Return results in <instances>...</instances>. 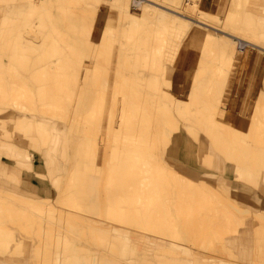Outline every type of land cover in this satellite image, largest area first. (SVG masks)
Here are the masks:
<instances>
[{
  "label": "rangeland",
  "instance_id": "obj_1",
  "mask_svg": "<svg viewBox=\"0 0 264 264\" xmlns=\"http://www.w3.org/2000/svg\"><path fill=\"white\" fill-rule=\"evenodd\" d=\"M33 6L35 17L14 18ZM156 32L164 33L163 45L179 51L166 50L163 70L147 58L156 56ZM252 48L264 55V0H122L117 8L105 0H0V89L34 95L17 104L19 112L14 102L0 99V229L12 238L10 245L0 244V264H56L57 257L72 264L74 253L76 264H264V56ZM156 91L166 94L158 100L175 119L186 114L185 134L174 135L181 143L175 148L173 138L160 145L156 163L142 168L159 182L153 216L145 220L160 221L159 234L107 215L113 187L125 195L120 183L131 168L111 179L114 170L106 167L114 141L126 142L119 106L134 103L131 95L155 97L144 101L153 106ZM51 109H58V119ZM21 115L45 118L60 135L57 149L51 141L42 148L33 129L27 141L15 124ZM153 118L158 129L168 119ZM80 124L85 130L78 132ZM81 142L94 151L88 167L96 150L99 169L69 168L82 157ZM52 152L60 163L53 171L43 163Z\"/></svg>",
  "mask_w": 264,
  "mask_h": 264
},
{
  "label": "bare ground",
  "instance_id": "obj_2",
  "mask_svg": "<svg viewBox=\"0 0 264 264\" xmlns=\"http://www.w3.org/2000/svg\"><path fill=\"white\" fill-rule=\"evenodd\" d=\"M6 1V0H5ZM13 2V1H15V0H7V2L9 3V2ZM105 1H108V2H110V6L111 7H115V8H117L118 7V5H120V2L122 1V0H105ZM35 2V1H34ZM33 5H34V3H33ZM36 10V7L35 6H33V7H29V9H28V11H27V14L26 13H24V10H22V11H18L16 14H14L13 16H14V18L15 19H20L21 21H23V20H25V19H27V17L28 18H31V14H33V17H35V13L34 12H36L35 11ZM157 14L159 15V16H161L162 18H164V19H170V20H177V19H172L167 13H165V12H162V11H158L157 10ZM165 32H166V29H165ZM164 33L163 32H156V36H158V37H156V43H157V45H156V49L155 50H153V49H151V51H156V56L155 55H151L150 57H147V58H150V59H152V66H153V68L154 67H159V69L161 68V70H163L164 68H163V66H162V64L163 63H161V61H162V59H160L165 53L167 54V52H166V50L168 49V50H170V49H172L171 50V53L174 55V53H176L177 51H178V48H171L169 45H167V46H165V45H163V43H164V39L163 38H161L160 36H162ZM205 37H207V38H212L214 35H211L210 33H206L205 35H204ZM211 36V37H210ZM249 47H251V46H249ZM255 47V46H254ZM251 53H253L254 55H256V56H258V57H260V56H262L263 55V53L261 52V51H259V50H256L255 48H252L251 50ZM179 52V51H178ZM171 53L170 54H168L167 56H172L171 55ZM165 56V55H164ZM264 56V55H263ZM173 57V56H172ZM169 58V57H168ZM156 59H158V61H159V59H160V61L158 62ZM167 59V58H166ZM164 61V60H163ZM161 66V67H160ZM156 67V68H157ZM166 73H168V72H165V74ZM167 75V74H166ZM168 77H170V75H169V73H168V75H167ZM3 78V77H2ZM40 81V80H39ZM1 83H3L2 82V79H1V81H0ZM7 82H13L14 83V81H9V79H8V81ZM6 83V82H5ZM5 83H4V85H5ZM11 85H14V84H11ZM3 86V85H2ZM1 87V86H0ZM8 87V89H6L5 88V86H4V88H1L0 89V99H1V101H4V102H7V101H12V102H14L15 103V105H20V103L22 102V101H25V100H23V99H25V97H28L29 98V100L30 99H34V95L32 96V94L31 93H29V94H27V92L29 91V90H24V89H22V91H19V90H21L20 88H10L9 89V86H7ZM39 88V87H38ZM41 88V87H40ZM132 89V88H131ZM41 89H39V91H40ZM61 90V89H60ZM136 90V89H135ZM31 91V90H30ZM36 91H38V89L36 90ZM38 91V92H39ZM47 91V90H46ZM62 91V90H61ZM128 91V90H127ZM12 92V94H11V96H10V93ZM41 92H42V90L40 91V94H38L39 95V97H42L41 95ZM157 92V94H156V105H155V103H153L154 105L153 106H148L147 104H145L144 103V101L145 100H155V97H151V96H133V95H131L128 99L129 100H133V102H134V100H135V98H136V100H135V102L134 103H125V102H122V104H120V106L119 107H121V112L120 111H118L119 112V114H121V116L119 117L120 118V120H122V123H120V124H122V125H120L123 129H124V133H123V135L124 134H126L125 136H123V140H126V142L124 143L125 145H123V146H121V145H119L120 143L118 142V140L117 139H115V140H117V142L119 143H117V142H115L114 140V143H116V145H115V148H113V151H112V155H111V158L109 159V161L107 160V165H106V167L107 168H111V169H113L114 171H112V172H110L109 174H110V176L112 175V176H114L115 178H116V175H119L121 172H123V171H121V172H119L123 167H131L130 168V170L128 171V174H126V173H123L122 175L123 176H125V175H127L128 176V178L124 181V179H123V177H122V181H121V183H120V187H124V192H125V195L124 196H122V194L121 193H119L120 191H117V189L119 188V186L117 185V186H114L113 187V190L114 191H112V192H115L113 195H115V197L113 198V202H112V200L111 199H109V204H107L108 205V207H107V215H108V219H114V222H123L124 221V219L126 218V220L129 222H125V223H128V225H126L127 227H131V226H129V224H131V223H134V224H136L137 226H143L144 225V227H146V226H149L150 227V231H152L153 233H158L159 234V232H158V223L160 222H154V223H152V224H147V222L145 221L146 219H147V217H149V215H151V216H153V211L151 210V208L154 206V207H156V203H157V201H158V196H159V192L157 191V188H158V180H156L155 181V177L154 176H151V175H149V173H148V171L147 170H145L144 172L145 173H142L143 172V164H147V165H149V163L148 162H150V164L152 163V164H154V163H156V149L158 148V147H160V145L162 146L163 145V148H165V146L166 145H168L170 142H171V140L174 138V143H173V146H175V148L177 147V145H179L180 143H181V139L179 138V137H177V136H174L176 133H179V132H184V134H185V131H186V127L183 125V123H184V121H183V118L182 117H184L186 114H184V112H180V114H179V116H180V118H178V119H175V115H174V113H173V111H172V109H168V107H166V106H164V105H161L160 104V102H159V94H162L161 92H159V91H156ZM44 93V92H43ZM110 94H111V92H110ZM134 94V93H133ZM216 94L217 93H214L212 96V98H214V99H212L215 103H217L218 102V99H216ZM27 95V96H26ZM114 95V94H113ZM162 95H165L166 96V94H162ZM59 96H62V95H59ZM116 96V95H115ZM164 96V97H165ZM35 97H36V94H35ZM118 97V96H117ZM195 97L197 98V94L195 95ZM14 98V99H13ZM46 98V97H45ZM44 98V99H45ZM49 98V97H48ZM53 98V97H52ZM52 98H49V102H51L50 100L52 99ZM61 98H63V97H61ZM69 98H70V96H69ZM116 98V97H115ZM170 98V100L169 101H171V104L172 105H174L173 103H172V100H173V98H171V97H169ZM13 99V100H12ZM41 99V98H40ZM43 99V100H44ZM47 99V98H46ZM60 99V98H59ZM113 99V98H112ZM127 99V98H126ZM127 99V101H129ZM28 100V99H27ZM28 100V101H29ZM139 100V101H138ZM141 100V101H140ZM21 101V102H20ZM36 101V100H35ZM45 101V100H44ZM43 101V102H44ZM48 101V100H47ZM46 101V103H49V102H47ZM113 101H114V99H113ZM54 102V101H53ZM115 103V102H114ZM124 103V104H123ZM13 104V103H12ZM24 105H25V103H23ZM28 104V103H27ZM44 104H45V102H44ZM43 103H42V105H44ZM50 105H52V104H54V106L56 105V103H49ZM109 104V103H108ZM16 106V107H14V109H15V111H20V110H18V107L19 106ZM68 105V104H67ZM79 105H81V104H79ZM79 105H78V107H79ZM110 105V104H109ZM115 105V104H114ZM7 107H9L10 105L8 104V105H6ZM26 106V105H25ZM75 106H77V104L75 105ZM81 106H83V105H81ZM89 106V105H88ZM6 107V109H8ZM11 108H12V106H10ZM20 107H22V106H20ZM27 107V106H26ZM45 107V106H44ZM52 107V106H51ZM64 107H65V105H64ZM77 107V108H78ZM93 107H95V106H93ZM27 108H32L33 110H34V112L36 113V110H35V108L31 105V104H29L28 105V107ZM50 108V107H49ZM48 108V109H49ZM62 108V107H61ZM60 108V109H61ZM76 108V107H75ZM92 108V107H91ZM111 108H114V107H112L111 106ZM22 109H26V108H24V107H22ZM82 109V108H81ZM94 109V111H95V108H93ZM119 109V108H118ZM11 110V109H10ZM53 109H51V111H52ZM77 110V112L79 113V110L78 109H76ZM120 110V109H119ZM214 110V109H213ZM54 112L52 113L53 115H54V119L55 118H59L58 116H59V114H57L58 116L56 117V115L54 114V113H60V112H58V109H55V110H53ZM81 111V110H80ZM90 111H92V110H90ZM94 111H92V112H94ZM110 111H114L113 109H111ZM214 111H216V110H214ZM39 112V111H38ZM46 112V111H45ZM77 112H76V114H77ZM82 112V111H81ZM80 112V113H81ZM63 113V112H62ZM98 113V112H97ZM65 114V113H64ZM85 114H86V112H85ZM84 113H83V115H85ZM88 114V113H87ZM155 114H157V116L159 117V120L160 121H162V117H166V118H168V119H165V120H168L167 122L165 121V123H164V121L163 122H161L162 124H164V125H161V128H157L158 126V122H157V124H156V121L154 120L155 118H153L154 116H155ZM27 115V114H26ZM49 115V114H48ZM51 115V114H50ZM66 115V114H65ZM83 115L81 116V117H83ZM92 113H91V117H92ZM114 115V114H113ZM160 115V116H159ZM88 117H89V115H87ZM100 116V115H99ZM99 116H98V118H99ZM108 116V115H107ZM115 116V115H114ZM25 117V118H24ZM67 117H68V115H67ZM77 117V116H76ZM76 117H74V118H76ZM79 117V116H78ZM77 117V119H76V122L77 121H79V118ZM86 117V116H85ZM118 117V116H117ZM34 118V117H33ZM32 117H26L25 115H21L20 116V118L17 120V121H15L16 123L15 124H17L18 126H19V131L22 133V134H24V135H26V137H27V141H29V142H31V140L33 139L32 137H31V130L33 129V132L37 135V136H35L34 135V137L37 139V141H38V143H40V144H42L41 146H42V148H45L46 149V147L47 146H49V144H48V141H51V143H54L55 142V144H56V148H54L53 149V151L55 150V149H57V147L59 146V144H60V135H58L57 133H56V131H55V129L54 128H51L50 127V125H49V123H48V121H46L45 120V118H42V117H39V118H37L36 120H35V118L33 119ZM65 118V117H64ZM100 118H101V116H100ZM113 118V117H112ZM118 118V119H119ZM27 119H30V120H32V122L31 121H27ZM49 119V118H48ZM73 119V118H72ZM85 119V118H84ZM83 118H82V120H84ZM88 119V118H87ZM87 119H85V120H87ZM109 119H111V116L109 117ZM155 121V124L153 125V123H152V121L153 120ZM52 120V119H51ZM75 120V119H74ZM73 120V121H74ZM81 120V119H80ZM81 120V121H82ZM92 120V119H91ZM111 120H113V119H111ZM56 122H58V120H55ZM68 121V120H67ZM118 121V120H117ZM201 121V120H200ZM34 122V123H33ZM60 122V121H59ZM58 122V123H59ZM75 122V124H76V126H77V124L78 123H76ZM83 122V121H82ZM81 122V123H82ZM99 122L100 121H98V124H99ZM110 122V121H109ZM115 122V121H114ZM121 122V121H120ZM31 123H33L32 125L33 126H31L30 127V124ZM62 123V122H61ZM80 123V122H79ZM85 123V121L83 122V124ZM112 123L113 122H111V125H112ZM117 123V122H116ZM115 123V124H116ZM82 124V125H83ZM89 124H90V122H89ZM108 124H110V123H108ZM118 124V126H116V127H119V123H117ZM72 125H74L73 124V122H72ZM75 126V125H74ZM84 126V125H83ZM83 126H81V124H80V127H82L83 128ZM107 126V125H106ZM108 126H110V125H108ZM155 126H157V127H155ZM160 126V125H159ZM78 128H79V125L77 126ZM94 127V126H93ZM121 127H119V128H121ZM201 127H202V129L203 130H205V128H204V125L202 126L201 125ZM74 128H76V127H74ZM74 128H72L73 130H74ZM114 128V127H113ZM87 129H88V127H87ZM90 129H91V127H90ZM115 129V128H114ZM113 129V130H114ZM122 129V130H123ZM70 130H71V127H70ZM72 130V131H73ZM76 130V129H75ZM74 130V131H75ZM79 130H81V131H83V130H85L84 128L83 129H78V132H79ZM112 130V131H113ZM122 130H120V132L122 131ZM81 131H80V134H81ZM86 132V131H85ZM107 132V131H106ZM114 132V131H113ZM116 132V131H115ZM117 132H119V131H117ZM87 133H88V130H87ZM87 133H85V134H87ZM92 133V132H91ZM83 134H84V132H83ZM82 134V135H83ZM85 134L82 136L81 135V141H83V138H84V136H85ZM89 134V133H88ZM106 134V133H105ZM79 135V134H78ZM116 135H117V133H116ZM115 135V136H116ZM120 135V134H119ZM156 135H157V137L158 138H156ZM80 136V135H79ZM83 137V138H82ZM91 137H92V135H91ZM108 137V136H107ZM110 137H111V135H110ZM120 137H121V135H120ZM129 137L131 138H134V139H129ZM109 138V137H108ZM114 138V137H113ZM89 139V138H88ZM156 139H157V142H156ZM40 140H41V142H40ZM91 140V139H90ZM122 140V141H123ZM27 141H24V142H27ZM88 141V140H87ZM86 141V142H87ZM93 141V140H92ZM122 141L120 140V142L122 143ZM85 142V143H86ZM89 143H90V141H88ZM87 142V143H88ZM107 142V141H106ZM28 143V142H27ZM78 143V142H77ZM113 143V142H112ZM157 143V144H156ZM91 144V143H90ZM203 144V143H202ZM78 145V144H77ZM81 145H82V147H80V149H79V151L81 152L82 151V157L80 158V159H77L76 161H74V163H72L70 166H69V168H71V169H74V167H80L81 169H84L85 171H88V169H95V168H97V169H99L96 165H94L95 164V162H96V160H97V158H96V150H95V153H93L92 154V157H93V161H92V163H93V168L92 167H90V165H89V167H88V165L87 164H89V162H90V155H91V153H90V150H91V146H89L88 144H84V142L82 143L81 142ZM27 146H28V144H27ZM62 148H63V150L65 151L66 150V145H65V142H62ZM92 147H93V145H92ZM95 147V146H94ZM125 148V150H127L128 149V151L129 150H131V151H136L135 153H137L138 155H136V157L133 155H131L130 156V154L132 153H130L129 154V152L128 153H125L124 151V153L127 155V156H125V157H122V155H121V153H123V152H121V150H123V148ZM203 148H205V146H202ZM61 148V147H60ZM82 148L85 150V152L82 150ZM122 148V149H121ZM127 148V149H126ZM203 148H201V149H203ZM77 150H78V148H77ZM92 151V150H91ZM79 152V153H80ZM92 152H94V151H92ZM119 153V154H118ZM124 155V154H123ZM108 159V158H107ZM82 160V161H81ZM86 162H88V163H86ZM141 164V165H140ZM141 168V169H140ZM125 169V168H124ZM145 169H146V167H145ZM141 170V171H140ZM131 172V173H130ZM111 176V179H113V177ZM155 176H156V174H155ZM69 181H70V179H69ZM156 183V184H155ZM155 186H156V191H155ZM64 190H66L67 191V189L65 188ZM70 194V199H69V202H70V200L72 201V199H73V197L71 196L72 194L71 193H69ZM69 194H67V196H69ZM108 194V193H107ZM66 195V194H65ZM64 195V196H65ZM108 201V200H107ZM62 202H64V201H62ZM68 205V204H67ZM72 205V204H71ZM4 207V206H3ZM2 207V208H3ZM7 207V206H6ZM69 207H71L70 205H69ZM72 207H73V205H72ZM161 206H158V208H160ZM8 209H10L11 210V207L9 208V207H7ZM34 208V207H33ZM105 208V207H104ZM29 209V208H28ZM0 210H1V208H0ZM2 210H4V209H2ZM27 210V209H26ZM53 210H54V208H53ZM8 210H6V212H7ZM0 212H2V211H0ZM3 212H5V210L3 211ZM9 213V212H8ZM52 213L53 212H51V213H47V214H49V216H52ZM138 213H141L142 214V216H141V218H138L136 215L138 214ZM159 216V217H158ZM169 217H171V215H168ZM158 217V219H162V217H161V215L159 214V215H157L156 214V218ZM167 219H169V221H168V225H170L172 222H171V219L172 218H168L167 217ZM125 220V221H126ZM10 224V223H9ZM166 225H167V223H166ZM165 225V226H166ZM8 226V225H7ZM132 226H134V225H132ZM135 227V226H134ZM132 228V227H131ZM165 228V227H164ZM168 229V228H167ZM167 229H164V230H167ZM3 230H4V228H3ZM3 230H1L0 229V244H2V243H4V244H7V245H10V243H11V233L9 234V233H6L5 231H7V230H5V231H3ZM118 230H120V231H122L120 228H118ZM144 230H146V229H144ZM169 231V230H168ZM12 232V231H11ZM13 233V232H12ZM164 233H165V231H164ZM166 233H168L167 231H166ZM165 233V234H166ZM175 235V234H174ZM7 236V237H6ZM173 235H170L169 237L170 238H172L173 239V237H172ZM176 236V235H175ZM3 237V238H2ZM6 239H8V240H6ZM21 242V241H20ZM18 244V243H17ZM21 244V243H20ZM25 245V244H24ZM168 245V244H167ZM169 245H171V247H173L174 248V245H172V244H169ZM168 245V246H169ZM22 246V245H21ZM167 246V247H168ZM170 247V248H171ZM10 250L11 248H9V247H4V250ZM175 249V248H174Z\"/></svg>",
  "mask_w": 264,
  "mask_h": 264
},
{
  "label": "crops",
  "instance_id": "obj_3",
  "mask_svg": "<svg viewBox=\"0 0 264 264\" xmlns=\"http://www.w3.org/2000/svg\"><path fill=\"white\" fill-rule=\"evenodd\" d=\"M63 154H64V152H63ZM58 155L59 154H54L53 152L50 154H47L46 153V155H45V158H44V161H43V163H45V162H47V163H49V165H50V167H49V170H51V171H53L54 169V166L56 165H59L60 163H59V158H58ZM28 176V175H27ZM32 176H33V174H32ZM29 176L30 177V179H31V181H36V178H35V176ZM233 189H235V190H233V191H236V189H237V187L236 188H233ZM245 205H247V207L249 208L250 207V205H249V203H245ZM62 214H65V215H70L69 213H67V212H62ZM113 229V231H120V230H118V228H115V227H112ZM239 241H236V243H232V244H238L240 247L241 246H243L242 244H243V242L242 243H238ZM75 252V251H74ZM78 258H80V257H77V254H73L72 255V257H71V262H72V264H76L75 262H76V259H78ZM63 259H61L60 257H57L56 259H55V263L56 264H62L63 263ZM119 264H123V263H119Z\"/></svg>",
  "mask_w": 264,
  "mask_h": 264
}]
</instances>
